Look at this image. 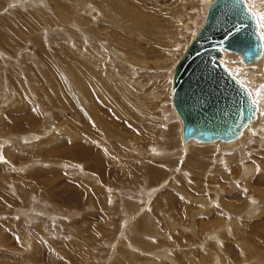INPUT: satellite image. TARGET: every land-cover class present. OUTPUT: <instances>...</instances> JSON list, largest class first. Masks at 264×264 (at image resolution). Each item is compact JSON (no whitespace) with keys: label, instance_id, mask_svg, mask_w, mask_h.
<instances>
[{"label":"rangeland","instance_id":"rangeland-1","mask_svg":"<svg viewBox=\"0 0 264 264\" xmlns=\"http://www.w3.org/2000/svg\"><path fill=\"white\" fill-rule=\"evenodd\" d=\"M209 1L0 0V264H264V56L235 148L170 106Z\"/></svg>","mask_w":264,"mask_h":264},{"label":"water","instance_id":"water-1","mask_svg":"<svg viewBox=\"0 0 264 264\" xmlns=\"http://www.w3.org/2000/svg\"><path fill=\"white\" fill-rule=\"evenodd\" d=\"M258 28L245 0H211L206 6L171 76L170 106L183 144H228L256 120L251 91L219 60L228 52L244 67L257 62L264 50Z\"/></svg>","mask_w":264,"mask_h":264},{"label":"bare ground","instance_id":"bare-ground-1","mask_svg":"<svg viewBox=\"0 0 264 264\" xmlns=\"http://www.w3.org/2000/svg\"><path fill=\"white\" fill-rule=\"evenodd\" d=\"M210 2V1H209ZM208 2V3H209ZM245 2L247 3V5H248V7H249V4H248V1L247 0H245ZM208 5V4H207ZM206 7V6H205ZM249 9H250V7H249ZM251 10V9H250ZM252 11V10H251ZM253 12V11H252ZM254 13V12H253ZM254 15H256L255 13H254ZM256 17H257V15H256ZM257 24H258V29H259V32L261 33V36H262V47L264 48V32L261 30V28H260V24H259V21H258V18H257ZM226 53H228V52H223V56H224V58H225V54ZM232 55H234V54H232ZM263 56H264V50L262 51V54H261V56H260V58H259V60L257 61V62H255V63H250V65H248L246 68H249V66H251L252 64L253 65H255V64H257V63H259L261 60H262V58H263ZM234 57V59H237L236 57V55H234L233 56ZM223 58V57H222ZM221 63H222V61L223 60H219ZM176 65V64H175ZM223 65V64H222ZM224 66V65H223ZM175 67V66H174ZM225 67V66H224ZM226 68V67H225ZM227 69V68H226ZM228 70V69H227ZM230 73H231V71L230 70H228ZM231 75L232 76H234L232 73H231ZM235 77V76H234ZM236 78V77H235ZM238 79V78H237ZM257 105V111H256V120L253 122V123H250L247 127H245V129L240 133V137H239V139H237V140H234V141H232L231 143H228V144H219V143H212V144H202V145H196L195 143H193V142H191V141H189V142H187L186 144H183L182 143V145L184 146L183 148H187L188 146L189 147H192V146H198V147H203V146H214V147H216V146H222V147H224V148H226V149H231V148H235V146L236 145H238V143H240L241 141H242V138H243V136L245 135V134H247L249 131H247V130H252L253 128H255L256 126H257V122H258V116L259 117H261V110H262V107L261 106H259L258 104H256ZM173 113H174V111H173ZM175 114V113H174ZM175 117H176V115H175ZM176 119H177V117H176ZM260 120V119H259ZM177 121H178V119H177ZM179 122V121H178ZM259 124V123H258ZM249 128V129H248ZM56 137H58V139H59V135L57 134V136ZM55 137V138H56ZM58 141V140H57Z\"/></svg>","mask_w":264,"mask_h":264},{"label":"crops","instance_id":"crops-1","mask_svg":"<svg viewBox=\"0 0 264 264\" xmlns=\"http://www.w3.org/2000/svg\"><path fill=\"white\" fill-rule=\"evenodd\" d=\"M255 232H256V231H255ZM258 234H259V236H260V235H264V231L260 229V232L257 231L255 236L258 237Z\"/></svg>","mask_w":264,"mask_h":264},{"label":"snow or ice","instance_id":"snow-or-ice-1","mask_svg":"<svg viewBox=\"0 0 264 264\" xmlns=\"http://www.w3.org/2000/svg\"><path fill=\"white\" fill-rule=\"evenodd\" d=\"M262 19H264V17H262Z\"/></svg>","mask_w":264,"mask_h":264}]
</instances>
